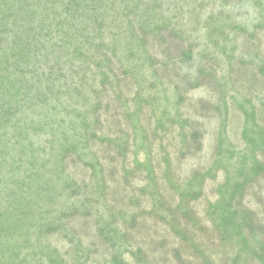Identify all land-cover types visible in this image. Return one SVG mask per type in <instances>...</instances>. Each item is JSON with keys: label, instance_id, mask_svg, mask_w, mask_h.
<instances>
[{"label": "rangeland", "instance_id": "rangeland-1", "mask_svg": "<svg viewBox=\"0 0 264 264\" xmlns=\"http://www.w3.org/2000/svg\"><path fill=\"white\" fill-rule=\"evenodd\" d=\"M154 1L0 0V264H264V0Z\"/></svg>", "mask_w": 264, "mask_h": 264}, {"label": "trees", "instance_id": "trees-1", "mask_svg": "<svg viewBox=\"0 0 264 264\" xmlns=\"http://www.w3.org/2000/svg\"><path fill=\"white\" fill-rule=\"evenodd\" d=\"M158 1L164 2V0H155L154 2L157 3ZM132 4H134V9L136 12H138V15H128L127 12L125 14V12L123 13V15H125L126 20L128 21V17L129 19H131V21L128 22V28L133 31V33L135 34L134 31H140V28L142 29H146L145 28V24L147 26L148 29H150L154 35V38L157 39L159 38L161 35H159V33L165 29V23L160 22V20L156 17H154V13H156V8L151 7L150 3H153L152 0H132ZM74 12H77L76 10ZM73 12V13H74ZM91 12H94V10H91ZM96 12H94L95 14ZM127 15V16H126ZM140 19V21L142 20V23L139 25L136 23V21H138ZM210 18H208L206 21L208 22ZM136 23V24H135ZM192 22L188 21V25H191ZM261 23H259L260 25ZM137 25V27L135 26ZM135 26V27H134ZM143 31V30H142ZM141 42L145 43L144 37L142 35H140ZM30 48V46H29ZM10 58H15L14 55H11ZM8 57L7 61L4 62L3 60L0 61V141L4 138H6V143L7 138L10 137L9 140L12 139V134L11 133H7L5 130V126L6 124H8L9 120L15 116H17V114L19 113V111L23 108L24 109V98L19 99L18 96H16V93L18 94L19 92V79L17 78L18 73L16 72V68L17 67V63L19 62V60H16V63H10L11 59ZM16 67V68H15ZM19 74H22V72H19ZM33 99H39V96H32ZM30 106V105H29ZM33 106V105H32ZM87 128V126L85 127ZM9 131H11V129H9ZM87 130H84V133H86ZM84 142V136L81 138ZM72 149L74 151V153H76L77 155L81 156V152L79 150H76V148H74V146H72ZM85 149L87 150L88 156L89 155H94V162L93 161H89L88 162V166L91 168L92 172L96 173H100L102 174L103 172V168L102 166H100L98 163V159L96 158V155L91 152V150L88 148V146L85 145ZM98 164V165H97ZM98 167V169H97ZM257 174V173H256ZM243 184L237 185L235 187V195L233 196V199L237 197V199L240 197L241 198V207L240 206H234L233 210L230 209L224 212V214L227 212L226 216L229 220V222L232 221H239L242 225L241 227H239V232L238 235L239 237H243L242 241H243V246L247 249L249 247V243L250 241H248V234L246 235L247 238L244 237L243 234V229H252V227L254 226V222L256 221L257 215L253 212L248 210L246 207H243V199H244V192H243ZM236 199V201H238ZM238 205V203H236ZM240 226V225H239ZM233 228L237 230V227H235V225H233ZM127 232L124 233V235H126ZM253 243L256 244L254 246L253 252H257L261 249H263L264 247V242L261 239H255L253 238ZM258 245V246H257ZM139 252L142 251V249L140 247H138ZM142 253V252H140Z\"/></svg>", "mask_w": 264, "mask_h": 264}]
</instances>
